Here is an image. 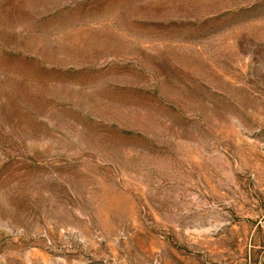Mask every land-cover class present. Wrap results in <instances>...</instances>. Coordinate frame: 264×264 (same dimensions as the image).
<instances>
[{
	"label": "rangeland",
	"instance_id": "rangeland-1",
	"mask_svg": "<svg viewBox=\"0 0 264 264\" xmlns=\"http://www.w3.org/2000/svg\"><path fill=\"white\" fill-rule=\"evenodd\" d=\"M0 264H264V0H0Z\"/></svg>",
	"mask_w": 264,
	"mask_h": 264
}]
</instances>
